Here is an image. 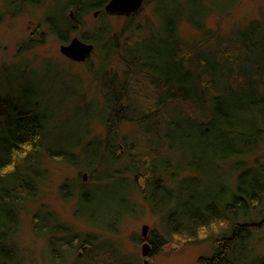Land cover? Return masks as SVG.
Returning <instances> with one entry per match:
<instances>
[{
	"label": "trees",
	"instance_id": "trees-1",
	"mask_svg": "<svg viewBox=\"0 0 264 264\" xmlns=\"http://www.w3.org/2000/svg\"><path fill=\"white\" fill-rule=\"evenodd\" d=\"M108 1L68 0L46 21L59 40L69 42L71 33L80 30L83 17ZM152 1L154 20L147 18L135 25L133 19L140 10L129 16L130 23L122 31L134 36L124 38L122 31L114 32L108 23L90 35H81L100 47L103 60H107L103 64L102 102L96 106L91 103V108L80 113L86 133L96 118L106 129L105 138L98 140L99 145L104 143L102 151L100 147L85 148L86 166L103 165L109 170L103 175L99 170L97 177L99 188L108 190L100 195L101 200L97 201L87 186L78 189L76 213L89 222L110 226L122 212H130V188L142 179L144 196L163 228L162 235L156 233L150 238L152 255L175 239H208L213 253L201 257V264H264V258L247 262L254 238L264 230V163L246 166L248 157L264 145V24L252 21L227 36L206 35L186 45L179 35L183 21L203 30L208 15L227 13L238 0ZM70 8L74 9L72 16L67 15ZM112 56H116L117 66L110 71L107 68ZM25 63L21 68L19 63L0 67V264H24L14 237L23 208L36 198L45 177L44 156L72 161L73 150L80 148L79 144L70 149L54 148L63 138L49 145L54 135L49 123L54 114L44 105L56 92L36 97L27 79L31 63ZM42 78L40 86H44ZM56 79L66 86L63 77ZM51 81L47 84L53 85ZM142 82L153 95L146 106L136 98V88ZM72 98L87 101L74 93ZM189 106L197 112L191 113ZM124 122L146 131L143 149L132 141H119L118 130ZM118 163L124 165L132 180L115 170ZM228 164L236 166V182H226L211 194L195 189L198 175H212ZM117 177L123 178L124 189V197L118 201L116 190L111 188L114 185H109ZM68 186L69 182L61 186L66 196ZM162 194L164 199L159 200ZM94 201L98 202L96 209ZM100 208H104L100 213L104 218L97 221L94 215ZM41 210L35 214L34 227L49 237L53 259L94 244L88 236L70 234L51 212L42 214ZM49 222L57 225L44 228Z\"/></svg>",
	"mask_w": 264,
	"mask_h": 264
},
{
	"label": "rangeland",
	"instance_id": "rangeland-1",
	"mask_svg": "<svg viewBox=\"0 0 264 264\" xmlns=\"http://www.w3.org/2000/svg\"><path fill=\"white\" fill-rule=\"evenodd\" d=\"M67 1L39 0L37 3H31L32 1L27 0H0V67L19 63L17 67L21 68L26 64L25 61H29L31 65L27 69V79L35 91V96L44 98V93L53 92L54 90L56 92L54 95L53 93L50 95L49 100L44 105L50 114H54L49 123V130L54 131L53 139L48 142L49 145L61 138L63 139L60 144H56L60 147L55 146L54 148L67 147L70 149L77 144L80 145V148L73 150L74 159L72 161L61 157L44 156L42 164L46 169L45 177L40 183V190L36 198L23 208L20 226L14 237V242L21 253L23 263L201 264V257H207L213 253V244L208 239H200L201 241L197 242L175 239L167 242L153 255L151 254L152 244L150 238L156 233L162 235L163 228L159 215L152 210L144 196L145 184L142 179L138 186H131L130 188L128 194L132 205V209H129L130 212H122L116 219L111 220L110 226L89 222L76 213L79 200L78 189L81 186H87V189L93 191L96 194L97 201L102 199L100 195L108 192L107 188H99L100 182L97 177L99 176V170L103 175L104 171L109 170V168L103 165H101V168H99V165H96L98 167L95 165H92V168L87 167L86 164L89 161L85 153V148L89 147L88 150L99 147L100 151L103 150L104 143L99 145L98 140L105 138V126L98 118L93 119L88 125V133H86L84 118L81 116L86 108H91V103L96 106L97 102L100 103L103 100V86L105 83L103 74H105L106 68L103 64L107 63V60H103L102 50L94 42L90 43L94 44L95 50L86 61H75L61 53V45L64 42L52 33L46 19L49 14L59 13L61 6L66 4ZM152 3V0L144 2L140 14L133 19V24L145 23L147 18L151 21L155 19ZM104 7L105 5L100 9L89 11L83 17L80 30L72 32L69 41L76 36L81 38L83 32L90 35L104 23L110 24L114 32L122 31L124 26L130 23V15H111L105 11ZM96 11H99L97 15H95ZM73 12L74 9L70 8L67 15L72 16ZM252 21H259L264 24V0H238L229 12L208 15L203 30H198L189 22L183 21L179 26V35L188 45L205 39L206 35L227 36L236 28L243 27ZM206 30H210V33H205ZM121 34L124 38L135 35V33H128V31H122ZM109 62L107 70L112 71L117 66L115 63L116 56H112ZM15 70L13 69V71ZM57 76L64 78L65 83H67L66 86L57 81L59 80L56 79ZM41 77H43L44 86H40L38 83ZM49 80L54 81H51L53 85L47 84ZM142 83L136 88V98H138L141 105L146 106L151 102L153 95L146 82ZM52 86H55V89ZM73 93L80 95L83 100L87 101L74 100L72 98ZM86 102H90V105L87 106ZM188 110L191 113L197 112L192 106H189ZM118 131L119 141H122V139L128 142L132 141L141 149L147 144L144 135L146 131L135 124L124 122ZM88 143L89 145H87ZM162 151H164V146ZM257 163H264V145L248 157L246 166ZM235 167L234 164H228L222 166L212 175H198L195 180V189L200 193L209 192L211 194L220 190L226 182H232V180L236 182L238 174L235 172ZM114 168L119 170L120 172H117L121 173L120 175L124 178L133 179L124 170L122 163H118ZM229 171L230 174L226 173ZM232 175L233 178L229 179ZM122 180V177H117L109 182L110 186L114 185L111 188L116 190L118 194L115 197L117 201L124 197ZM66 182H69V188L66 190L67 196L61 192L62 184ZM105 184L106 182L103 185ZM161 199H164L163 194L159 197V200ZM97 201H94L95 209L98 207ZM40 209H42L40 211L42 214L46 211L51 212L56 222L67 228L70 234H80L82 237L84 235L88 236L94 240V244L84 249L80 247L76 252H71L66 256L58 254L56 259H53L50 255L49 237L42 234L43 231L42 233L36 231L34 227L35 214ZM103 209L96 210L94 218L97 221L104 218L100 214ZM46 225H48V228H54L57 224L49 222L44 224V228H46ZM144 225H148L146 237L143 235ZM40 228L43 230L42 226ZM146 242L150 245L148 255L143 254V247ZM251 245V254L247 262L264 258V230L257 233ZM57 261L59 263H56Z\"/></svg>",
	"mask_w": 264,
	"mask_h": 264
},
{
	"label": "water",
	"instance_id": "water-1",
	"mask_svg": "<svg viewBox=\"0 0 264 264\" xmlns=\"http://www.w3.org/2000/svg\"><path fill=\"white\" fill-rule=\"evenodd\" d=\"M146 0H109L105 4V11L111 15H125L129 16L139 11ZM99 11H96L95 15ZM95 46L93 43L87 42L78 36L72 38L69 42L61 45V53L66 57L75 61H86L94 52ZM148 232V225L143 226V235L146 237ZM150 250L149 243H145L143 247V254L148 255Z\"/></svg>",
	"mask_w": 264,
	"mask_h": 264
},
{
	"label": "flooded vegetation",
	"instance_id": "flooded-vegetation-1",
	"mask_svg": "<svg viewBox=\"0 0 264 264\" xmlns=\"http://www.w3.org/2000/svg\"><path fill=\"white\" fill-rule=\"evenodd\" d=\"M83 39V38H82Z\"/></svg>",
	"mask_w": 264,
	"mask_h": 264
}]
</instances>
